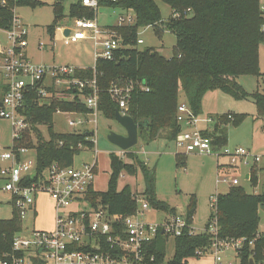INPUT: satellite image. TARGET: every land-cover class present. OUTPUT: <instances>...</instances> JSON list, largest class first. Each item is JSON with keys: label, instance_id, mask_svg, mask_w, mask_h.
<instances>
[{"label": "trees", "instance_id": "16d2710c", "mask_svg": "<svg viewBox=\"0 0 264 264\" xmlns=\"http://www.w3.org/2000/svg\"><path fill=\"white\" fill-rule=\"evenodd\" d=\"M0 0V29L11 27L12 9L28 7L35 10L44 4L38 0ZM169 6L172 15L162 21L157 2ZM260 0H118L106 2L109 6L131 12L136 22L134 26H120L113 30L122 39V48L116 52L113 62L96 60L92 68H78L74 76L83 81L96 78L98 89V109L107 120H114L120 112L111 99L109 89L115 82H132L133 89L127 106L126 116L135 124L146 123L138 127V135L153 141L161 136L174 141L183 127L176 121L179 90L185 97L192 113L199 116L201 100L208 91L218 90L236 100L251 99L257 109V118H264V93L247 94L237 83L241 76L262 77L258 66L259 45L264 41L261 30L263 20L260 17ZM54 19L47 32L54 34L57 23L63 18V1L55 0ZM73 18H92V13L79 4L69 8ZM152 27L155 35L168 29L175 36L176 45L171 58L166 59L152 49L139 50L136 43L139 28ZM162 27V29L160 28ZM0 50V59L3 57ZM144 85L148 91H142ZM5 89L0 83V97ZM91 90L85 89L81 96L72 102L51 100L48 104H39L35 95H29L25 102V114L31 118V128L20 134L14 141V147H25L35 151L37 169L57 164L61 168L74 167V158L83 148L92 149V133L88 131L60 134L54 131L53 116L57 110L78 112L87 115L83 99ZM231 117V119L229 118ZM244 116L226 115L218 117L212 130L202 131L204 137L218 150L227 145L225 127L231 121L239 125ZM45 126L47 136L37 127ZM81 146V148H79ZM126 163L116 154H109L110 176L105 192L90 188L87 198L93 203L99 202L109 214L131 215L137 208L134 192L129 185L117 189V180L122 173L135 177L141 173L144 182L143 196L153 210L166 214L176 211L155 196V170L147 167L137 154L124 153ZM221 167V166H220ZM219 167V168H220ZM254 171V170H253ZM257 176L252 175L251 185L255 186ZM264 207V194H248L240 186L231 187L226 194L216 195V220L218 237L225 240L245 239L238 251L239 263L264 264V236L257 237L260 224L259 209ZM195 202L189 205L188 219L192 223ZM211 219V218H210ZM209 225V222H208ZM208 225L206 227H208ZM23 229V221L15 209L9 220H0V259L10 262L12 258L22 259V252L13 251V239ZM168 239L158 235L147 248L155 256L154 264H188L195 258V252L209 247L212 237L209 234L184 235L173 240L174 253L166 257ZM250 242L252 244L250 245Z\"/></svg>", "mask_w": 264, "mask_h": 264}, {"label": "built area", "instance_id": "2783aa9c", "mask_svg": "<svg viewBox=\"0 0 264 264\" xmlns=\"http://www.w3.org/2000/svg\"><path fill=\"white\" fill-rule=\"evenodd\" d=\"M117 1H72L69 8L79 4L92 13V18H73L69 16L68 10L67 18L71 27L60 26L58 22L54 33H60L64 45L90 41L93 46L94 64L98 59L115 61L116 52L122 48V39L113 28L131 27L136 22L133 13L106 4ZM1 5H6V1L2 0ZM260 6L264 12V0H261ZM99 9L118 11L116 23L109 26L100 25ZM65 18L63 16L62 20ZM261 30L264 32V24ZM0 31L5 34L9 43L7 47H2L0 44V50L4 55L0 59V81L5 89L0 97V119L8 122L12 128L11 144L5 147L0 145L2 191L9 194L12 206L22 221L30 214L34 222L36 199L39 196L49 197L55 205L52 228L37 229L33 224L29 230L22 229L15 235L12 245L13 251L23 253V258H12L10 262L0 259V264H24L27 258L33 264H154L155 256L149 254L147 248L158 235L174 240L184 235L204 233L212 237V243L205 249L197 250L195 258L192 259L209 260V263L205 264H233L225 262L223 256L226 251L233 250L235 258L239 261L238 251L242 248L245 239L225 240L218 237L216 198L210 202L213 212L208 227L196 233L186 213L165 214L159 222L154 218L153 221L147 220L153 209L143 196V192H134L137 208L133 214L127 216L109 214L99 202L93 204L87 196L90 188L96 191L93 186L96 176V150L92 163L68 168L52 164L39 172L35 151L25 147H14V141L20 139V134L31 128V118L25 114V102L28 96L35 95L39 104H48L51 100L72 102L81 96L85 89L91 90L90 95L83 99L89 114L60 110L55 112V114H69L76 117L75 120H69L67 125L83 126L87 122L84 119L86 116L91 115L95 118L99 114L96 74L94 72L93 80L83 81L74 76L78 67L38 65L27 59L25 48L28 45L29 33L17 15V7L12 9L10 29H0ZM66 31H68L67 35H65ZM136 43L141 45L143 41L137 38ZM41 46L43 44H39V48ZM91 68L94 70V66ZM138 85L142 91H148L144 85ZM132 89L133 83L124 81L113 83L109 89L111 99L117 104L119 113L123 116H126ZM229 118L231 119L230 116ZM176 121L185 128L174 140L177 150L185 154L214 153L211 139L202 135L201 129L197 126V116L192 113L187 103L178 105ZM203 122L208 123L210 120ZM94 123L96 124V119ZM37 127L41 126L37 125ZM93 137L92 133L90 141L95 148L96 140ZM219 151V154H216L217 158L220 156L225 158L227 161L223 165L232 170L242 167L251 169L260 161L259 156L251 155L242 148L232 151L225 146ZM124 153L121 151L120 155L124 156ZM248 157L252 160L251 164L248 162ZM245 176H247L245 180H248L249 174ZM215 183L216 185L228 183L230 187L239 186L235 178L231 180L226 177L217 178ZM82 204H86L88 209L66 211L70 206ZM260 235L264 236V232L258 231L256 236Z\"/></svg>", "mask_w": 264, "mask_h": 264}, {"label": "rangeland", "instance_id": "374dc122", "mask_svg": "<svg viewBox=\"0 0 264 264\" xmlns=\"http://www.w3.org/2000/svg\"><path fill=\"white\" fill-rule=\"evenodd\" d=\"M44 5L32 10L28 7L17 8V15L28 30L29 45L27 47L33 61L38 65H54V66H73V67H93V46L90 41H83L75 44L64 45L59 32L51 35L47 32L54 19L53 3L55 0H38ZM63 15L66 17L59 22L60 26L71 27L69 22L68 10L69 5L74 0H63ZM259 1L260 17L264 24V12H262ZM157 5L160 10L163 22L172 15V11L168 5L158 1ZM118 11L111 9L98 10V23L100 25L109 26L116 23ZM162 29V27H160ZM137 37L143 41L138 45L139 50L152 49L162 57L169 59L172 57L176 45L175 36L168 29H163L159 36L155 35L154 28H139ZM0 44L7 47L6 36L0 31ZM39 44H43L39 48ZM39 49V50H38ZM258 66L262 77L251 75L241 76L237 78V83L249 95L259 92L264 93V41L259 45L258 50ZM125 82V81H124ZM134 85V84H133ZM138 85V84H137ZM178 103H185V97L179 90ZM128 110V109H127ZM127 112V111H126ZM226 115L244 116L243 121L234 126L230 121L225 127L227 135L226 149L234 150L242 148L249 151L251 155L259 156L260 161L251 169L248 167L232 170L223 165L226 159L218 157L219 150L213 147L214 153L210 155H200L197 153L185 154L177 150L174 141L167 140L163 136L149 141L145 137L138 135L136 146L129 151L137 154L138 158L145 162L147 167L155 170V196L158 200L166 203L178 213H186L191 201L195 202V210L192 215V227L196 233L202 232L212 215L210 202L216 198L218 194H226L231 188L229 184H218L217 178L224 177L229 180L235 178L238 184L248 194H264V118H257V109L251 99L236 100L233 97L222 93L218 90L208 91L201 100V112L198 119V128L208 127L212 130L213 125L218 117ZM76 117L69 114H55L53 116V126L56 133L65 134L73 132H84L89 130L94 134L93 139L96 140V146L93 149L83 148L79 155L74 158L73 165L79 166L83 163H92L94 160V151L96 150V176L93 186L98 192H105L108 188V180L110 176L109 154H116L126 163H132L124 156L120 155L121 150L112 145L107 136L109 133L125 135V130L114 120H107L101 114L96 117L86 116L87 119L83 126H69V120H75ZM96 119V124L94 123ZM210 120L204 123L205 120ZM42 133L47 136L45 126L39 128ZM12 139V128L8 122L0 119V145L9 146ZM225 147V146H224ZM128 151V152H129ZM32 155V152L30 153ZM249 164L252 163L248 157ZM222 165V166H221ZM221 166V167H220ZM220 167V168H219ZM219 169V171H218ZM221 169V170H220ZM254 170V171H253ZM249 174V179L245 180V175ZM257 176L255 186L251 185L252 175ZM125 185H129L133 192H143L144 182L141 173L135 177L122 173L117 180V189L121 190ZM3 181L0 179V220H9L12 217V202L9 194L2 191ZM88 209L86 204L79 206H70L67 212ZM35 219L32 216L23 221V230H29L33 227L42 230H50L52 228L55 205L47 196H39L36 199ZM165 212L153 210L152 214L147 216V220L161 221L165 216ZM260 224L258 231L264 232V207L259 209ZM174 253L173 240L169 239L166 245V257L170 259ZM224 261L238 264L235 258V252L228 250L224 254ZM209 260L197 261L188 260V264H205ZM24 264H33L27 258Z\"/></svg>", "mask_w": 264, "mask_h": 264}, {"label": "water", "instance_id": "95a60500", "mask_svg": "<svg viewBox=\"0 0 264 264\" xmlns=\"http://www.w3.org/2000/svg\"><path fill=\"white\" fill-rule=\"evenodd\" d=\"M68 34V31L65 32V35ZM114 121L119 124L126 132L125 135L116 134L111 132L107 136V140L114 146L118 147L121 151L127 152L134 146H136L138 141V127L146 123L135 124L129 116H123L119 112L115 114ZM247 176H245V179ZM248 264H254L252 259H249Z\"/></svg>", "mask_w": 264, "mask_h": 264}, {"label": "crops", "instance_id": "0c3cea01", "mask_svg": "<svg viewBox=\"0 0 264 264\" xmlns=\"http://www.w3.org/2000/svg\"><path fill=\"white\" fill-rule=\"evenodd\" d=\"M28 42H29V40H28ZM28 45H29V43H28ZM28 45H27V47H28ZM27 47L25 48V55H26L27 59H29L30 61H32L33 63H35V62L33 61V58L31 57L30 53H28V51L26 50ZM38 50H39V49H38ZM35 64H36V63H35ZM80 68H88V67L82 66V67H80ZM0 83H1V81H0ZM86 120H87V119H86ZM87 122H88V121H87ZM184 129H185V128L183 127V130H184ZM200 129H201V131H204V130H207L208 127H203V128L200 127ZM84 131H88V132H89V130H87V129H84ZM83 164H87V163H83ZM83 164H81V165H83ZM81 165H79L78 167H80ZM75 167H77V166H75ZM199 261H202V260H199ZM199 261H198V262H199Z\"/></svg>", "mask_w": 264, "mask_h": 264}]
</instances>
